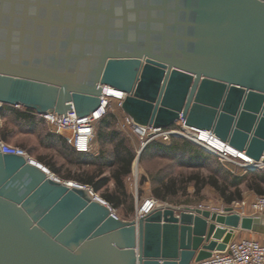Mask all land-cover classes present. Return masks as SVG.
Instances as JSON below:
<instances>
[{"label":"water","instance_id":"1","mask_svg":"<svg viewBox=\"0 0 264 264\" xmlns=\"http://www.w3.org/2000/svg\"><path fill=\"white\" fill-rule=\"evenodd\" d=\"M179 119L264 164V0H0V112ZM1 122V116H0ZM264 216L159 205L134 220L0 146V264H192Z\"/></svg>","mask_w":264,"mask_h":264},{"label":"rangeland","instance_id":"2","mask_svg":"<svg viewBox=\"0 0 264 264\" xmlns=\"http://www.w3.org/2000/svg\"><path fill=\"white\" fill-rule=\"evenodd\" d=\"M109 114L115 115V129L127 140L136 156L132 164L131 174L124 179L127 197L121 199L117 207L109 204L106 200V196H114L116 194L117 186L114 180H110L99 191H96L91 183H86V181L92 178L95 183H99L102 178H111L112 170L104 165L105 162L109 161L108 158L98 157L99 161L91 165V160L88 157V159L83 158V160L77 159L76 155L68 150L71 147H69L68 143L67 147L62 144L51 145L46 140V135L48 133L57 134L54 133V129L50 128L46 122H41L36 132L16 129V133L10 136L8 141L0 139L11 146L23 148L36 160L46 165L48 164L47 166L51 167L52 173L58 176L61 181L77 182L85 186L93 187L95 194L110 205L117 217L123 215L126 218L133 217V219H137V208L146 199H150L146 198L148 194L147 190L149 189L152 195H155V188L157 186L160 187L156 182L160 178H165V181L176 179L179 182V193L177 195H168L164 202L174 207H202L215 212L233 203L244 200L251 202L257 197H261L250 185L260 178V176H264L263 169L245 170L230 165H223L213 154L194 144L186 137L173 138L170 142H153L165 146H171L174 141L189 142L193 147L199 149V152H201L200 155H195L186 150L165 155L161 154L158 150L152 149L151 152L146 153L144 158H142V147L147 142V137L135 133L131 126L127 125V115L118 106L116 101L112 102L109 108ZM174 126L177 128L179 124L175 123ZM2 128L1 121L0 132ZM97 133L96 130L93 150L89 156L97 157L101 154L102 145L97 139ZM105 148L108 152L112 151L111 144H108ZM193 176H199L202 179V184L199 187L195 183L188 181ZM239 178H244L245 180L239 186H236L234 182L235 180H239ZM211 179L217 180L218 189L210 186V184L208 185ZM182 182H185V185ZM227 198H233V202L228 203L226 201ZM143 199L145 200L143 201ZM152 199L156 198L154 197ZM132 208H136V212H131ZM246 213L248 214L246 216H255L251 211L247 210ZM242 239H253L264 244V233L243 231L242 236L238 240Z\"/></svg>","mask_w":264,"mask_h":264},{"label":"built area","instance_id":"3","mask_svg":"<svg viewBox=\"0 0 264 264\" xmlns=\"http://www.w3.org/2000/svg\"><path fill=\"white\" fill-rule=\"evenodd\" d=\"M116 91L120 96H109L107 93V86H104L102 94V106L97 111L86 117L78 116L66 122L64 115L60 116L55 113L45 115L37 114V116L44 120L50 128L54 129V133L62 136L76 152L91 153L93 150V142L96 136V126L109 113V108L111 107L112 102L116 101L118 106L122 108L123 101L127 96L122 91ZM126 121L127 125L131 126L135 133L140 134L143 137H147V142L143 145L142 150L153 141L170 142L173 138L186 137L194 144L213 154L223 165H230L245 170H254L257 168L264 170V168H262L264 165L263 163L256 162L247 155L246 156L249 160L238 158L235 152L240 151L211 134L196 128L187 127L183 119H179L176 122L179 124V127L176 128V126H173L169 129L141 127L135 125L129 116H127ZM0 146L3 153L24 157L28 164L38 167L52 180L65 183L71 188H82L88 191L93 199L100 201L110 207L108 203L101 200L99 196L95 194L93 187L85 186L77 182L61 181L58 176L52 173L50 167L30 156L23 148L11 146L3 142L1 139ZM158 206L159 202L157 200L152 198L146 199L137 208V218H139L143 213H146L145 215L150 214ZM227 208H231L233 213L239 214L240 216L248 215L246 213L247 210L251 211L255 216H264V196L257 197L251 202L244 200L238 203H233L230 206L215 212L225 213ZM199 209L208 210L202 207ZM192 264H264V244L253 239H236L228 245L226 251L215 252L210 259L201 262H193Z\"/></svg>","mask_w":264,"mask_h":264},{"label":"trees","instance_id":"4","mask_svg":"<svg viewBox=\"0 0 264 264\" xmlns=\"http://www.w3.org/2000/svg\"><path fill=\"white\" fill-rule=\"evenodd\" d=\"M1 121L3 128L0 132V138L4 141H8L10 136H13L16 133V129L24 130L27 132H36L41 122L44 120L38 118L37 113L28 110L26 108L12 107V106H4L0 112ZM11 120V121H10ZM115 115L107 114L96 126L97 130V139L101 142V154L97 157L89 156L91 153H78L72 147H69L68 150L76 155L77 159H88L91 160L92 163L95 164L99 161V158H108L109 161L105 162L104 165L107 166L108 169L112 170L111 178H102L99 183H95L93 178L86 183H91L96 191H99L102 187L106 186L110 180H114L117 186V191L114 196H106L107 202L109 204H113L114 206H119L121 199L127 197V192L124 185V179L131 174L132 164L136 158L135 152L132 150L131 146H129L127 140L122 136V134L115 129ZM46 140L49 141L51 145L62 144L67 147L66 140L60 136L48 133L46 135ZM183 143V144H181ZM108 144L112 145V151L108 152L106 150V146ZM152 149L158 150L161 154L171 155L176 151L186 150L195 155H200L199 149L193 147V145L189 142H180L174 141L171 146H165L160 143L151 142L149 143L142 152V158L146 155V153L151 152ZM88 157V158H87ZM94 159V160H93ZM48 165V164H47ZM50 167V166H49ZM51 168V167H50ZM55 170V169H54ZM244 178H239V180H235L234 184L239 186L242 182H244ZM188 181L195 183L197 187H199L202 183V179L199 176H193ZM157 188H155L154 192L157 198L166 200L168 195H177L180 190V185L178 180L171 179L165 181V178H160L157 182ZM185 185V182H182ZM218 189V182L215 179H211L208 182V185ZM264 176H260L250 187L255 190L260 196H264ZM163 188L162 190H160ZM117 198V199H116ZM226 201L228 203L233 202V198H227Z\"/></svg>","mask_w":264,"mask_h":264},{"label":"crops","instance_id":"5","mask_svg":"<svg viewBox=\"0 0 264 264\" xmlns=\"http://www.w3.org/2000/svg\"><path fill=\"white\" fill-rule=\"evenodd\" d=\"M147 190V189H146ZM148 191V194H147V197L146 198H156L155 200H157L158 202H159V205H167V204H165L164 202V200H162V199H159V198H157L156 197V195H152V193H151V191H149V189L147 190ZM145 199H143V201H144ZM169 206V205H168ZM174 207V206H173ZM175 208H184V207H175ZM191 208V207H190ZM134 209V210H133ZM136 212V208H132V211L131 212ZM119 218H121V219H123V220H134L133 219V217H129V218H126V217H124L123 215L122 216H118ZM242 233H243V231H238V232H236V235H237V238L236 239H239V237H241L242 236Z\"/></svg>","mask_w":264,"mask_h":264},{"label":"bare ground","instance_id":"6","mask_svg":"<svg viewBox=\"0 0 264 264\" xmlns=\"http://www.w3.org/2000/svg\"><path fill=\"white\" fill-rule=\"evenodd\" d=\"M107 93H108L109 96H120L119 93H118L116 90H114V88H112V87H110V86H107ZM212 143L215 144L214 142H212ZM233 152H235V151H233ZM235 154H236V156H237L238 158H242V159H244V160H249L248 157L246 156V154H244L243 152H242V153H240V152H235ZM262 168H264V165H263ZM145 214H146V213H143V214H141V215L144 216ZM141 215H140V217H142Z\"/></svg>","mask_w":264,"mask_h":264}]
</instances>
